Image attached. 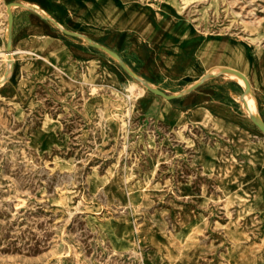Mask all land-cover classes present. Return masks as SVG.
I'll return each mask as SVG.
<instances>
[{
	"label": "rangeland",
	"instance_id": "rangeland-1",
	"mask_svg": "<svg viewBox=\"0 0 264 264\" xmlns=\"http://www.w3.org/2000/svg\"><path fill=\"white\" fill-rule=\"evenodd\" d=\"M7 3L0 264H264V0H79L70 23L141 79L54 25L47 58L9 56ZM225 67L249 91H186Z\"/></svg>",
	"mask_w": 264,
	"mask_h": 264
},
{
	"label": "crops",
	"instance_id": "crops-1",
	"mask_svg": "<svg viewBox=\"0 0 264 264\" xmlns=\"http://www.w3.org/2000/svg\"><path fill=\"white\" fill-rule=\"evenodd\" d=\"M10 2L22 4H14L11 7L13 14L12 29L14 30L15 41L20 46V48H12L13 52L31 53L47 58V54L42 49L44 46L43 37L54 33V26L66 28L79 33L80 37L86 36L92 39L91 36L79 32L70 23L71 17H75L76 4L79 0H8V3ZM51 11L54 12V15L50 13ZM38 49L40 53H38ZM175 110L180 111L179 109Z\"/></svg>",
	"mask_w": 264,
	"mask_h": 264
},
{
	"label": "water",
	"instance_id": "water-1",
	"mask_svg": "<svg viewBox=\"0 0 264 264\" xmlns=\"http://www.w3.org/2000/svg\"><path fill=\"white\" fill-rule=\"evenodd\" d=\"M22 5L21 3L19 2H10V3H7V14H8V28L9 30H11L12 28V24H13V14H12V10H11V7L12 5ZM50 20H52L54 23L57 24V22H55L53 19H51L50 17H48ZM62 29V31L64 33H67V34H72V35H76V36H80L79 33L77 32H74V31H71V30H68L66 28H63V27H60ZM82 36V35H81ZM87 42L92 45L93 47H97V48H100L104 51H106L107 53H109L112 57H114L115 59H117L120 63V65L130 74L132 75L133 77H135L136 79H141L137 73H135L129 66H127L123 60L121 59V57L119 56V54L117 52H115L114 50L110 49L109 47L101 44L100 42H97V41H94L93 39H91L90 37H86V36H83ZM11 49V42L8 41L7 42V50H10ZM235 72L237 73L238 75H240L243 80H244V84H245V90L246 91H249L250 89V84H249V81L247 80V78L239 71L235 70V69H231V68H228V67H225V68H222L219 72L217 73H207L203 76H201L196 82H194L193 84H191L187 89L186 91H191L195 88H197L207 77L209 76H213V75H216V74H219L221 72ZM144 84L146 85V87L151 90L152 92L158 94V95H161L162 97H165L167 99H173V98H177V97H180L183 92L181 93H166L164 92L163 90L161 89H158L156 87H152L151 85H149L147 82H144ZM251 119L252 121L264 132V121L260 118V117H255L253 115H251Z\"/></svg>",
	"mask_w": 264,
	"mask_h": 264
},
{
	"label": "bare ground",
	"instance_id": "bare-ground-1",
	"mask_svg": "<svg viewBox=\"0 0 264 264\" xmlns=\"http://www.w3.org/2000/svg\"><path fill=\"white\" fill-rule=\"evenodd\" d=\"M6 54H8L10 56L11 55V49L10 50H7ZM232 74H233V76L237 77L240 81H242L244 83V80H243V78L240 75H238L235 72H233ZM149 85H151V84H149ZM249 101H251L252 103H254L253 99H249ZM249 115H250V118H251V115H253V116L257 117V118L259 117V115L257 113H255V112H249Z\"/></svg>",
	"mask_w": 264,
	"mask_h": 264
}]
</instances>
